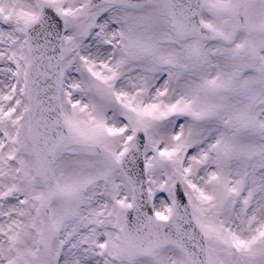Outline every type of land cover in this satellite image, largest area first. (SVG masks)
Segmentation results:
<instances>
[{
	"label": "snow or ice",
	"instance_id": "obj_1",
	"mask_svg": "<svg viewBox=\"0 0 264 264\" xmlns=\"http://www.w3.org/2000/svg\"><path fill=\"white\" fill-rule=\"evenodd\" d=\"M0 264H264V0H0Z\"/></svg>",
	"mask_w": 264,
	"mask_h": 264
}]
</instances>
